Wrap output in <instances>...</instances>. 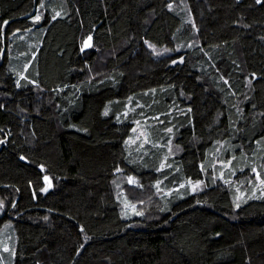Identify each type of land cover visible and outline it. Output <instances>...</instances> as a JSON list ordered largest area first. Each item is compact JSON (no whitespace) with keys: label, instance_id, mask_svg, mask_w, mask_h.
Masks as SVG:
<instances>
[{"label":"trees","instance_id":"16d2710c","mask_svg":"<svg viewBox=\"0 0 264 264\" xmlns=\"http://www.w3.org/2000/svg\"><path fill=\"white\" fill-rule=\"evenodd\" d=\"M0 203L13 264H264V0H0Z\"/></svg>","mask_w":264,"mask_h":264},{"label":"rangeland","instance_id":"374dc122","mask_svg":"<svg viewBox=\"0 0 264 264\" xmlns=\"http://www.w3.org/2000/svg\"><path fill=\"white\" fill-rule=\"evenodd\" d=\"M136 138L138 139L141 138V140L142 139L146 140L147 135L143 130H138ZM130 177L133 180V181L131 180L132 184H138L141 182V179L136 176L132 175ZM189 183L190 184L188 189H182L179 192L180 197L186 196L189 192L201 190L207 185L206 182L203 180H191ZM130 207L131 208L128 209L129 212L132 211L134 208L131 205ZM2 211H3V207L2 204L0 203V214ZM16 243H17V235L10 222L5 221L4 223H1L0 224V264H13V260L15 257Z\"/></svg>","mask_w":264,"mask_h":264},{"label":"water","instance_id":"95a60500","mask_svg":"<svg viewBox=\"0 0 264 264\" xmlns=\"http://www.w3.org/2000/svg\"><path fill=\"white\" fill-rule=\"evenodd\" d=\"M89 37H91L90 40L88 39ZM92 42H93V35H89V36L87 37V39L85 40V42H84V48H85V49L89 48V47L91 46ZM119 171H120V170H117L116 172H119ZM129 180H130V183H132V181H131V177H130Z\"/></svg>","mask_w":264,"mask_h":264},{"label":"snow or ice","instance_id":"6c2138e0","mask_svg":"<svg viewBox=\"0 0 264 264\" xmlns=\"http://www.w3.org/2000/svg\"><path fill=\"white\" fill-rule=\"evenodd\" d=\"M37 19H39V17H37ZM89 40L91 39V37L88 38Z\"/></svg>","mask_w":264,"mask_h":264}]
</instances>
